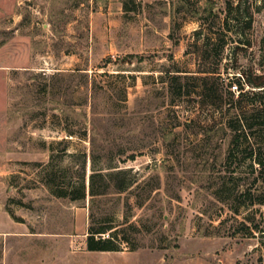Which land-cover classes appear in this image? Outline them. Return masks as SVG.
I'll return each instance as SVG.
<instances>
[{
    "label": "rangeland",
    "instance_id": "rangeland-1",
    "mask_svg": "<svg viewBox=\"0 0 264 264\" xmlns=\"http://www.w3.org/2000/svg\"><path fill=\"white\" fill-rule=\"evenodd\" d=\"M210 69L264 70V0H0V264H259Z\"/></svg>",
    "mask_w": 264,
    "mask_h": 264
},
{
    "label": "trees",
    "instance_id": "trees-1",
    "mask_svg": "<svg viewBox=\"0 0 264 264\" xmlns=\"http://www.w3.org/2000/svg\"><path fill=\"white\" fill-rule=\"evenodd\" d=\"M233 2L234 0H227L229 11L233 8ZM214 9V6H211L205 8V11L208 15L216 16L217 13ZM200 18L203 19V17ZM219 51L220 47L217 53ZM175 71L179 72V70ZM197 72L204 74L196 76L201 80L199 102L203 105L213 106L221 116L220 128L214 130L213 126H210L206 133H209L210 137H213L215 133H222L224 137L228 138V151L234 147V150L239 151L241 160H253L250 164L253 177L249 188L244 193L246 198L244 202L264 204V130H262L264 129V70L252 72L250 75L247 72L240 74L241 78H237L236 83L229 82L225 93L215 88V80L219 71L210 69ZM232 86L238 90L237 95L234 90H231ZM246 87H249L250 90H245ZM179 95H182L181 88H179ZM100 173L93 172L91 174L92 193L94 192V179L101 175ZM108 175L111 176V174ZM118 188L124 189V185H119ZM239 207L240 203L237 201L233 200L230 204V209L236 214H238ZM239 224L251 233H259L264 238V215L259 218L248 216ZM102 233H105L104 229L91 231L87 239L89 250H114L110 239L102 238ZM95 234H100L97 240H94ZM261 249H264V244ZM258 261L259 264H264V253L261 254Z\"/></svg>",
    "mask_w": 264,
    "mask_h": 264
}]
</instances>
